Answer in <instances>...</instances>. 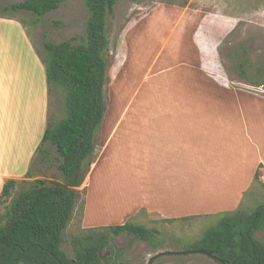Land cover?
Here are the masks:
<instances>
[{
    "label": "crops",
    "instance_id": "obj_1",
    "mask_svg": "<svg viewBox=\"0 0 264 264\" xmlns=\"http://www.w3.org/2000/svg\"><path fill=\"white\" fill-rule=\"evenodd\" d=\"M192 1H164L150 14L157 38L151 53L179 64L140 80L109 123L105 103L97 166L85 181L84 228L124 224L142 213L213 216L237 209L253 187L264 163V87L233 83L221 63L220 32L236 24L235 14ZM165 28L171 49L161 47ZM141 42L142 50L151 48ZM27 73L0 70V193L6 180L28 178L48 125L47 86L38 88L23 78ZM125 172H132L127 185L120 181ZM90 198L109 210L99 208L87 221Z\"/></svg>",
    "mask_w": 264,
    "mask_h": 264
},
{
    "label": "trees",
    "instance_id": "obj_2",
    "mask_svg": "<svg viewBox=\"0 0 264 264\" xmlns=\"http://www.w3.org/2000/svg\"><path fill=\"white\" fill-rule=\"evenodd\" d=\"M182 0L180 5H187ZM62 0H23L3 6L5 10H28L39 16L59 7ZM87 8L84 35L79 42L46 40L45 72L47 82H54L64 95L63 116L48 121L42 143L49 142L58 155L62 178L50 182L36 178L22 189L0 224V264H116L120 252L103 258L101 250L114 236L133 234L153 241L156 229L129 220L124 224L84 228L70 237L74 256L62 248L63 231L75 210L82 221L85 205V181L94 159L99 127L105 110L104 84L110 65L108 19L114 14L116 0H83ZM231 71L245 82L264 87V63H255L245 45L231 50ZM40 144V146H41ZM39 146V148H40ZM38 148V149H39ZM262 165V164H261ZM259 165V168L260 166ZM259 168L255 181L259 178ZM30 172L27 173V177ZM18 180L5 181L0 193L3 201ZM248 193V192H247ZM247 195V194H246ZM244 202V200H243ZM219 212V221L197 238L190 249L212 251L220 264H264V242L255 233L264 229V203L242 210V204ZM208 214L163 218L191 220Z\"/></svg>",
    "mask_w": 264,
    "mask_h": 264
},
{
    "label": "rangeland",
    "instance_id": "obj_3",
    "mask_svg": "<svg viewBox=\"0 0 264 264\" xmlns=\"http://www.w3.org/2000/svg\"><path fill=\"white\" fill-rule=\"evenodd\" d=\"M23 0H0V70L28 72L23 78L33 80L38 88L42 82L47 86L48 121H57L63 116L64 95L62 89L54 82L48 83L45 64L47 52L46 40L59 42L72 39L79 42L84 35L87 8L83 0H62L59 7L39 16L28 10H5L3 6ZM175 0H116L114 14L108 19V36L110 39V65L106 72L104 97L108 106V120L114 121L118 104L131 99V95L140 80H146L154 71L178 65V61L158 59L155 49L156 24L151 17L152 9L162 8L160 3ZM182 1V0H178ZM203 5L211 11L235 14L236 24L220 32L222 35L218 50L221 63L233 83L255 91V86L241 80L231 71L229 58L231 50H238L245 45L255 63H264V0H194L192 5ZM163 9V8H162ZM151 17V18H150ZM171 26V20L168 21ZM171 29V28H170ZM169 30L165 28L161 47L171 49ZM150 32V33H149ZM141 39L151 43V50H142ZM146 46V45H144ZM171 52V50L166 51ZM4 65V66H3ZM47 82V83H46ZM46 84V85H45ZM251 85V86H250ZM109 124H107L108 126ZM106 126V125H105ZM49 142L42 143L29 168L27 179L19 180L11 193L0 202V224L5 223V213L22 189L29 188L36 178H47L50 182L62 178L58 169V155L52 148L48 153ZM94 161L90 168H96ZM131 173L125 172L121 183L131 182ZM115 179V174L113 176ZM91 212L87 215L90 221L92 213L99 208L108 209L103 202L90 198ZM264 203V163L259 168V178L245 196L242 210L248 211ZM79 209L63 231V250L71 257L74 250L70 237L80 231L81 219ZM157 230L153 241L133 234L114 236L112 241L101 250L103 258L113 255V250L120 252L116 264H149L150 258L160 252L190 249L194 241L209 227L217 224L219 216H207L191 220L163 221L148 219L143 213L135 220ZM264 242V229L255 233ZM22 264V263H20ZM152 264H220L218 260L202 253L163 254L153 260Z\"/></svg>",
    "mask_w": 264,
    "mask_h": 264
},
{
    "label": "water",
    "instance_id": "obj_4",
    "mask_svg": "<svg viewBox=\"0 0 264 264\" xmlns=\"http://www.w3.org/2000/svg\"><path fill=\"white\" fill-rule=\"evenodd\" d=\"M202 253V254H206L212 258H215L216 260L220 261L221 263H224L225 261L223 259H218L214 253L212 251H207L205 249H185V250H177V251H168V252H160L158 254L153 255L150 260H149V264H152L153 260H155L157 257H159L160 255L163 254H181V253Z\"/></svg>",
    "mask_w": 264,
    "mask_h": 264
},
{
    "label": "built area",
    "instance_id": "obj_5",
    "mask_svg": "<svg viewBox=\"0 0 264 264\" xmlns=\"http://www.w3.org/2000/svg\"><path fill=\"white\" fill-rule=\"evenodd\" d=\"M91 165H92V163H91Z\"/></svg>",
    "mask_w": 264,
    "mask_h": 264
}]
</instances>
